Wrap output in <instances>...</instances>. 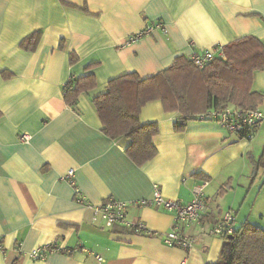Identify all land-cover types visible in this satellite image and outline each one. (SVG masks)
<instances>
[{
	"label": "crops",
	"instance_id": "1",
	"mask_svg": "<svg viewBox=\"0 0 264 264\" xmlns=\"http://www.w3.org/2000/svg\"><path fill=\"white\" fill-rule=\"evenodd\" d=\"M248 36L264 41V0H0V264H213L223 239L212 228L224 213L234 212L235 228H264V169L256 164L264 123L252 140L213 120L178 128L180 114L149 102L140 121L158 124L157 152L139 165L128 140L103 132L93 103L115 78H149L180 56ZM89 74L97 86L69 105L66 83ZM252 89L264 96V70ZM22 134L29 143L19 142ZM206 180L202 219L181 229L196 239L189 251L164 243L175 216L161 208L133 207L129 216L158 236L107 229L96 218L107 199H147L155 184L165 198L189 203ZM51 243L79 250L26 256Z\"/></svg>",
	"mask_w": 264,
	"mask_h": 264
},
{
	"label": "trees",
	"instance_id": "2",
	"mask_svg": "<svg viewBox=\"0 0 264 264\" xmlns=\"http://www.w3.org/2000/svg\"><path fill=\"white\" fill-rule=\"evenodd\" d=\"M40 36V32L35 33L30 43L28 38L25 48L34 49ZM222 48L226 60L215 59L203 69L180 56L155 76L141 78L130 73L109 81L107 91L93 100L103 132L114 140H128L127 154L142 165L157 152L153 138L158 134V124L140 121L141 110L149 102L160 101L166 112L180 114L178 128L212 109L258 108L264 96L252 88L255 73L264 70V41L248 36ZM96 86L94 74L74 77L64 87L65 100L73 104ZM256 164L264 169V149ZM221 238L219 259L213 264H264V228L246 222L235 234Z\"/></svg>",
	"mask_w": 264,
	"mask_h": 264
},
{
	"label": "built area",
	"instance_id": "3",
	"mask_svg": "<svg viewBox=\"0 0 264 264\" xmlns=\"http://www.w3.org/2000/svg\"><path fill=\"white\" fill-rule=\"evenodd\" d=\"M152 29V27L149 28L148 32ZM143 34L132 37L130 41L137 40ZM218 58L226 60L222 47L206 50L203 53L193 54L190 57V60L195 66L203 69L209 63ZM72 78L74 77H71L69 80ZM198 118L202 120H213L230 133H233L242 139L252 140L258 129L264 123V112L259 108L243 110L234 106H227L223 109H212L207 113L200 115ZM30 140L31 136L27 134H22L19 137L20 143H29ZM73 176L74 171L70 170L68 178L71 179ZM209 184V181L206 180L200 185L194 187V196L189 203H182L180 201L165 198L161 187L155 184L150 198L133 202H124L112 197L95 207L94 211L96 213V218H98L102 222L103 227L107 229L116 226L123 227L133 234H145L148 236H158V234L149 231L143 222H132L130 220V211L133 207L154 206L173 213L175 216L174 227L170 232L164 235L163 241L169 247H176L189 251L194 247L196 239L185 235L181 229L184 226L198 223L202 219V212L206 208L204 190ZM77 198L78 202L85 204L84 197L80 193L77 194ZM235 231V214L233 211H227L224 213L212 228V234L219 237L233 235L235 234ZM78 250L79 249H64L57 243H51L33 249L27 253L26 256L31 260L37 261L45 260L52 253H72ZM97 258L100 261L103 260L99 256H97Z\"/></svg>",
	"mask_w": 264,
	"mask_h": 264
}]
</instances>
